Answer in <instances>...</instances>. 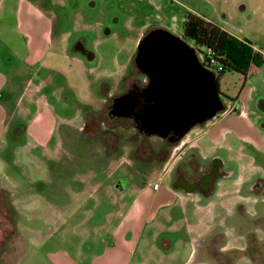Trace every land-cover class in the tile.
<instances>
[{"label": "rangeland", "instance_id": "rangeland-1", "mask_svg": "<svg viewBox=\"0 0 264 264\" xmlns=\"http://www.w3.org/2000/svg\"><path fill=\"white\" fill-rule=\"evenodd\" d=\"M48 1V17L56 21L53 37L59 44L65 40L62 48L70 58L58 56L56 48L48 59L52 64L60 63V74L40 66L33 69L35 81L51 75L53 86L44 92L51 112L42 111L43 122L33 126L31 132L14 136V127L22 119L17 116L15 102L9 105L10 131L0 138V264H94L100 256L101 264H196L203 257L202 247L213 236L216 245L223 239L234 240L240 216L224 212L221 205H216L213 212L212 207L202 208L204 227L202 220L199 226L190 220L189 224L163 221L160 228L153 210L136 208L135 213L142 216L137 228L134 225L114 247L110 237L121 224L120 213L129 212L135 198L133 189L156 179L174 157L175 148L158 137L144 138L126 121L107 119L102 138L91 137L84 123L91 110L103 106L92 101L100 99V89L118 93L125 84L142 77L133 64L142 35L164 29L184 38L185 17L191 12L251 43L262 54V60L251 64L255 72L248 80L228 69L219 85L225 105L238 99L243 90L251 91L248 116L242 122L264 126V113L259 108L260 100H264V0ZM0 17V69L6 74L16 68L27 70L23 62L26 40L15 27V15L2 12ZM78 38L86 40L92 57L85 59L69 50L67 42ZM74 55L78 60H72ZM56 87L58 95L53 93ZM30 109L27 123L36 112L34 106ZM100 114L107 116L105 112ZM222 118L223 114H218L197 130L210 128L214 122L219 127L234 122ZM53 127H57L53 133L57 132L50 137ZM229 141L244 159L232 160L230 152L218 145L212 146L213 155L223 157L228 169L233 162L238 168L242 165L247 182L256 176L264 182V147L263 151L256 150L251 135H232ZM217 212L223 214L218 216ZM205 226L210 228L208 235L203 234ZM164 238L173 242L172 249L163 247L168 244H164Z\"/></svg>", "mask_w": 264, "mask_h": 264}, {"label": "crops", "instance_id": "crops-1", "mask_svg": "<svg viewBox=\"0 0 264 264\" xmlns=\"http://www.w3.org/2000/svg\"><path fill=\"white\" fill-rule=\"evenodd\" d=\"M49 4L50 1L48 0H0V14L2 12H8L9 14L13 13L15 15V27L21 31L23 39L26 40V54L23 62L24 68H27V70H20L19 68L13 69V72L10 74L3 73L0 69V138L5 133L10 131L9 127H7L10 115L8 111L12 109L9 105L13 102L17 105V116L22 119L20 120L21 122L14 127V130L21 127L23 128V130H21L22 134L24 132H31L33 126L43 122L44 117L43 114H41L43 113L42 111H45L46 113L51 112L50 110L52 109V105L44 92L49 85L53 86V79H51V75H49L48 78H41L40 80L35 81L34 76H36V72L34 73L33 69L36 66H40L39 69L42 67L54 73L60 74V63L52 64V62L48 59L51 50L58 48V56L62 55L63 57H70L67 49L62 48L64 47L63 43H65V40L62 39L60 41L61 44H59L53 37L52 31L56 27V21L52 17H48L47 13L50 12L48 11L47 5ZM2 19L3 18L0 17V25L2 23ZM205 19L211 21L208 18ZM72 58V60H78L77 55H74ZM254 72L255 66H252L247 75V80L254 74ZM15 79L17 82L14 81ZM54 90L55 91L53 93L58 95L60 90L57 87ZM16 92H19V100H16L15 98L17 97ZM251 94V91H246L245 89L241 92L240 97L235 100L238 107L237 111L239 109L242 112L238 111V114L236 115H230L228 113L223 114V121L232 118V121L234 122H230L225 127H219L217 122H214L211 124L212 126H210V128L209 126H205V130H197V127L194 128L185 136L182 143L175 147V154L179 150H188L189 145L204 143L205 146L206 144H211L214 147L216 145L225 147L232 155L231 159H237V161H239L244 159L245 156L234 150L233 147L230 146L231 141H229L230 136L234 135L236 137V134H239L240 136L251 135L253 137L256 150L263 151L264 130L262 129L264 126L259 127L252 121L248 122L245 120V122H242V119H245L248 116L246 109H248V105L252 100ZM31 106L35 107L36 112L30 119L31 121L27 123L25 119H28L31 114ZM242 114L244 116H242ZM50 116L53 117L54 115ZM235 118L237 121H235ZM56 128L57 127H53L50 129V137L52 134L56 135L57 130L53 133ZM38 133L40 136L43 134L41 129L38 130ZM233 141L236 140L233 139ZM225 142H227V145H222ZM249 144L251 143L249 142ZM209 153L210 152H207V154ZM239 166L240 168H238L234 178H232L234 179V181L231 182L232 184L229 185V183H222L221 189L218 192L219 197H229L227 194L242 186V183L246 181L243 176V167L242 165ZM167 168L165 167V170L153 181L149 180L141 187H135L133 189L135 198L128 207L129 212L128 214H123V212L120 213L119 217L121 218V224L116 228L110 237V241L114 242V247H117L120 239H125V235L134 225H136L137 228V220L142 219V216L135 213L138 211L136 208L153 210L158 216L155 218L156 221L158 218V226H160V228H163V221L174 222L175 224L188 222L185 206L189 202V193L172 184L171 176L169 172L167 173ZM254 169L256 172L257 168L254 167ZM125 190L126 189L123 191ZM125 196L126 195L122 198ZM231 197L232 199H235L234 196ZM146 220L147 219L144 221ZM140 232L141 227L139 229V234ZM123 235L124 239H122ZM164 241L165 243L166 241L168 243L165 248L172 249L173 242L170 239L168 241L167 238H164ZM103 257H106V255ZM98 259H95L94 264L102 263V260H100L102 259V256Z\"/></svg>", "mask_w": 264, "mask_h": 264}, {"label": "flooded vegetation", "instance_id": "flooded-vegetation-1", "mask_svg": "<svg viewBox=\"0 0 264 264\" xmlns=\"http://www.w3.org/2000/svg\"><path fill=\"white\" fill-rule=\"evenodd\" d=\"M155 30L157 29L144 33L140 42ZM67 43L72 53H79L85 59L92 57L90 51L85 47V39L78 38L76 41L71 42L70 40ZM256 51L259 52L258 50ZM137 58L138 48L133 59V64L137 67L139 75L142 76L140 80L137 78L134 83L125 84L121 89L122 91L120 90L118 93L110 94L105 89H100L98 91L101 96L98 97L100 99L92 101L103 103V106L88 113L86 122L84 123L86 125L85 130L88 128L91 130V137H101V134L106 133L102 132V126H106L109 123L107 119L119 122L126 121L131 123L144 138L158 137L167 141L170 145H174L173 147L175 148L182 143L190 131L200 125L193 127L188 132L173 131L164 133L158 130L149 131L146 128L142 117L145 110L154 103V99L150 94L151 78L139 68ZM130 101L134 103V107L129 114H127L125 109L118 110L119 104L124 105ZM224 106V110L219 114L228 113L233 115L238 113L235 101L227 105L224 104ZM259 108L264 113L263 99L260 100ZM98 111L100 113H107V116H103ZM208 122L201 125H205ZM99 127L101 128V132L98 131ZM21 130H23L21 127L14 130V136L21 134ZM146 135L151 136L148 138ZM203 144L189 145L188 150H179L166 166V168L169 166L167 173L169 172L171 176L172 184L189 193V202L185 206L187 223L189 224V221L193 220L199 226L201 224L200 220H202L201 227H204V221L200 215L203 211L202 208L206 206L212 207L211 211L213 212V208L216 205H221L222 209L224 208V212L226 211V213L232 215L237 214V217L240 216V218L238 219V234L234 236L235 239H223L220 242L222 246L219 247L221 244L216 245L217 239L215 240V236H213L210 242H206L202 247L200 255H203V257L196 264H264V182L260 177L256 176L248 182L245 181L242 183V186L227 194L229 197L231 195L234 196L235 199L219 197L218 192L221 189L222 183L234 181L232 178H234L236 170L238 171V165L236 166L233 162L230 165V169H228L227 163L222 159L223 157L221 158L218 154L213 155L215 150V148L214 150L211 149L213 145L209 147L208 144L206 146L205 144L203 146ZM207 152L210 153L207 154ZM108 154H111V152H108ZM119 186V184L116 186L117 189H119ZM217 214L219 216L223 213L217 212ZM214 218L216 217L214 216ZM207 227L205 226L203 234H209L210 228L209 226ZM13 234L9 236L10 239L13 237ZM165 246L163 247L165 248Z\"/></svg>", "mask_w": 264, "mask_h": 264}, {"label": "water", "instance_id": "water-1", "mask_svg": "<svg viewBox=\"0 0 264 264\" xmlns=\"http://www.w3.org/2000/svg\"><path fill=\"white\" fill-rule=\"evenodd\" d=\"M137 62L151 78L154 103L142 117L149 131L188 132L224 110L219 82L184 38L164 29L149 33L138 45ZM133 107L130 101L118 110L129 114Z\"/></svg>", "mask_w": 264, "mask_h": 264}, {"label": "trees", "instance_id": "trees-1", "mask_svg": "<svg viewBox=\"0 0 264 264\" xmlns=\"http://www.w3.org/2000/svg\"><path fill=\"white\" fill-rule=\"evenodd\" d=\"M183 36L218 58V62L224 66L223 72L215 77L219 83L226 70H234L247 76L251 64L262 60V54L251 43L238 39L218 24L195 13L186 14Z\"/></svg>", "mask_w": 264, "mask_h": 264}, {"label": "built area", "instance_id": "built-area-1", "mask_svg": "<svg viewBox=\"0 0 264 264\" xmlns=\"http://www.w3.org/2000/svg\"><path fill=\"white\" fill-rule=\"evenodd\" d=\"M192 48L194 49L200 64L205 70L212 73L215 77H218L223 72L224 66L218 62V58L214 57L211 52L196 45L194 47L192 46ZM199 49L205 50L206 52L203 53Z\"/></svg>", "mask_w": 264, "mask_h": 264}]
</instances>
